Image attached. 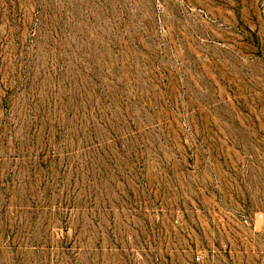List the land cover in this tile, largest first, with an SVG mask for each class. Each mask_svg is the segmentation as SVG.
Masks as SVG:
<instances>
[{
	"label": "rangeland",
	"instance_id": "374dc122",
	"mask_svg": "<svg viewBox=\"0 0 264 264\" xmlns=\"http://www.w3.org/2000/svg\"><path fill=\"white\" fill-rule=\"evenodd\" d=\"M0 264H264V0H0Z\"/></svg>",
	"mask_w": 264,
	"mask_h": 264
}]
</instances>
